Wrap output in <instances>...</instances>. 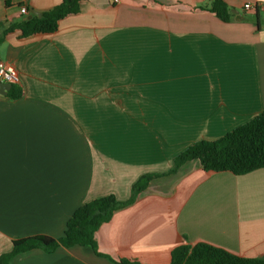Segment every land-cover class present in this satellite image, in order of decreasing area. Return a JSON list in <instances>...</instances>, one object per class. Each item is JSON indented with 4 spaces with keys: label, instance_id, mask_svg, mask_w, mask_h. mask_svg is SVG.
<instances>
[{
    "label": "crops",
    "instance_id": "0c3cea01",
    "mask_svg": "<svg viewBox=\"0 0 264 264\" xmlns=\"http://www.w3.org/2000/svg\"><path fill=\"white\" fill-rule=\"evenodd\" d=\"M62 1L0 0V23ZM209 1L85 0L54 35L2 40L0 61L17 68L21 97L0 94V258L17 240L62 238L83 204L128 200L141 176L168 173L192 144L264 112V0H223L238 12L230 22L197 9ZM95 239L102 256L60 246L13 264H171L177 246L200 242L262 259L264 169L236 176L185 163Z\"/></svg>",
    "mask_w": 264,
    "mask_h": 264
},
{
    "label": "trees",
    "instance_id": "16d2710c",
    "mask_svg": "<svg viewBox=\"0 0 264 264\" xmlns=\"http://www.w3.org/2000/svg\"><path fill=\"white\" fill-rule=\"evenodd\" d=\"M82 1L85 0H63L61 4L28 21L9 26L0 23L3 31L0 44L10 34L17 33L20 41L56 34L61 21L81 12ZM197 9L211 12L224 22H230L235 17L223 0H210ZM8 95L12 99H18L21 97V90L13 85ZM193 161H198L205 172H231L236 176L264 169V112L218 140L192 144L174 159V166L168 173L141 176L132 186L128 200L119 201L114 195H108L83 204L67 221L62 238L34 236L14 241L12 251L0 258V264H13L15 256L35 249L53 253L60 246L91 247L97 255L102 256L97 251L95 239L100 227L110 222L116 212L136 203L154 179L174 175L185 163ZM111 261L115 264H139L128 259ZM171 264H264V258H244L223 248L200 242L177 246L171 253Z\"/></svg>",
    "mask_w": 264,
    "mask_h": 264
},
{
    "label": "built area",
    "instance_id": "2783aa9c",
    "mask_svg": "<svg viewBox=\"0 0 264 264\" xmlns=\"http://www.w3.org/2000/svg\"><path fill=\"white\" fill-rule=\"evenodd\" d=\"M257 7L260 10H264V4H259ZM244 8L245 10H251L254 6L248 3ZM21 12L25 14L27 10L25 8H21ZM0 82L8 83L12 86L19 85L21 83V77L17 68L12 64L0 61Z\"/></svg>",
    "mask_w": 264,
    "mask_h": 264
},
{
    "label": "water",
    "instance_id": "95a60500",
    "mask_svg": "<svg viewBox=\"0 0 264 264\" xmlns=\"http://www.w3.org/2000/svg\"><path fill=\"white\" fill-rule=\"evenodd\" d=\"M233 14H237L238 12L236 10H232ZM12 88L11 84L0 82V94L6 95L8 91H10Z\"/></svg>",
    "mask_w": 264,
    "mask_h": 264
}]
</instances>
